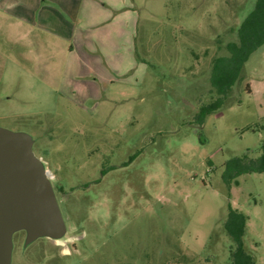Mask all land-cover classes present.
I'll return each instance as SVG.
<instances>
[{"label": "rangeland", "instance_id": "1", "mask_svg": "<svg viewBox=\"0 0 264 264\" xmlns=\"http://www.w3.org/2000/svg\"><path fill=\"white\" fill-rule=\"evenodd\" d=\"M8 1L0 128L33 140L67 225L33 240L15 230L12 264H230V208L248 216L244 245L264 264V172L224 177L232 158L260 154L264 43L222 108L196 119L256 0H121L115 23L105 11L73 31L47 23L65 39L28 32Z\"/></svg>", "mask_w": 264, "mask_h": 264}, {"label": "water", "instance_id": "2", "mask_svg": "<svg viewBox=\"0 0 264 264\" xmlns=\"http://www.w3.org/2000/svg\"><path fill=\"white\" fill-rule=\"evenodd\" d=\"M27 135L0 128V264H12L13 233L57 237L67 229L57 193Z\"/></svg>", "mask_w": 264, "mask_h": 264}, {"label": "trees", "instance_id": "3", "mask_svg": "<svg viewBox=\"0 0 264 264\" xmlns=\"http://www.w3.org/2000/svg\"><path fill=\"white\" fill-rule=\"evenodd\" d=\"M236 35L238 37L236 41L227 44L228 54L219 55L213 63L211 85L218 98L203 104L199 109L196 119L201 124L209 114L222 108L224 98L238 80L242 79L245 62L264 43V0H256L250 13L236 29ZM256 172H264V140L257 157H251L249 154L236 156L226 163L224 177L226 181L231 182L242 175ZM106 173L104 170L102 174ZM247 220L248 216L243 212L230 208L229 216L224 223L233 243L230 264H256L255 257L244 245Z\"/></svg>", "mask_w": 264, "mask_h": 264}, {"label": "crops", "instance_id": "4", "mask_svg": "<svg viewBox=\"0 0 264 264\" xmlns=\"http://www.w3.org/2000/svg\"><path fill=\"white\" fill-rule=\"evenodd\" d=\"M5 4L9 6L7 13L17 18L18 22L23 25L27 23L28 32L31 28L42 27L51 35L64 39L67 35L50 26V24L47 25V23L57 22L67 26L68 29L65 30L64 28V31H73L75 25L90 27L102 22L105 23L106 21L101 20L100 17L104 11L105 16H107L105 20H111L112 23H115L117 15H114L113 12H118L121 8V0H106V2L102 0H89V2L84 0H9ZM27 34L26 36L23 34L24 37L22 33L20 35L24 46L29 44ZM13 36H15L14 33L10 38L11 41ZM41 38L45 42L44 37L41 36Z\"/></svg>", "mask_w": 264, "mask_h": 264}, {"label": "built area", "instance_id": "5", "mask_svg": "<svg viewBox=\"0 0 264 264\" xmlns=\"http://www.w3.org/2000/svg\"><path fill=\"white\" fill-rule=\"evenodd\" d=\"M48 174L50 176L49 178L52 179L53 175H52V173L49 170H48Z\"/></svg>", "mask_w": 264, "mask_h": 264}]
</instances>
